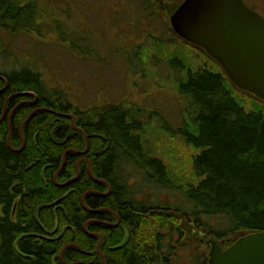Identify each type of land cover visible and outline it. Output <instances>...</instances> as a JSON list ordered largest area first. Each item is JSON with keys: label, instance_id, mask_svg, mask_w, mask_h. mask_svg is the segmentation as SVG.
Returning <instances> with one entry per match:
<instances>
[{"label": "trees", "instance_id": "16d2710c", "mask_svg": "<svg viewBox=\"0 0 264 264\" xmlns=\"http://www.w3.org/2000/svg\"><path fill=\"white\" fill-rule=\"evenodd\" d=\"M161 1L167 0H135L134 4L130 0H71V7L72 14L80 12L79 5L83 11L106 9L104 22L122 31L120 7L139 10L148 19L145 11L159 15ZM245 1L255 8L251 0ZM46 12L40 0H0V58L4 59L0 61L4 76H0V117L6 104L5 119L0 122V264H65L60 256L71 242L81 249L67 247L64 261L102 264L97 249L101 238L89 232L105 238L101 249L107 264H173L175 244L166 242L161 233L155 248L144 251L146 255L137 248L136 233L143 226V215L151 211L188 212L196 228L220 238L264 231V112L246 110L222 71L185 67L176 55L171 65L186 70L177 84L191 117L180 133L185 145L195 148L189 166L198 180L178 185L165 161L147 147L142 121L122 102L100 106L94 121L93 114L75 110L66 92L51 91L31 62L19 68L7 63L11 56L4 34L41 31ZM78 39L70 44L71 51L85 55L87 40ZM39 106L55 111L39 110L29 118ZM14 107L10 120L15 148L22 144L20 127L25 122L26 143L20 151L7 143V118ZM56 111L77 114V124L90 139L86 154L82 153L86 140L72 128V118ZM82 158L79 177L61 185L78 174ZM85 158L92 161L95 176L109 184L91 175ZM136 182L142 183L139 192L131 189ZM159 186L171 197H152L149 191ZM84 196L88 209L82 203ZM113 212L121 219L114 226ZM87 222L88 229L84 228ZM173 228L184 235L178 224ZM200 253L197 248L187 264H208L207 253Z\"/></svg>", "mask_w": 264, "mask_h": 264}, {"label": "rangeland", "instance_id": "374dc122", "mask_svg": "<svg viewBox=\"0 0 264 264\" xmlns=\"http://www.w3.org/2000/svg\"><path fill=\"white\" fill-rule=\"evenodd\" d=\"M130 2L134 4L135 0ZM251 2L255 9L264 14V0ZM40 3L47 11L40 24L41 31H22L15 36L4 34L3 42L11 56L7 63L19 68L22 63L31 62L33 69L43 75L51 91L66 92L75 110L84 115L93 114L91 117L94 121L95 112L100 106L122 102L142 121L145 126L142 137L147 147L154 157L165 161L172 180L186 186L190 182L198 183L189 166L190 155L195 148L185 145L180 133V129L185 127L184 122L191 118L185 111L186 101L178 91L177 84L185 77L186 70L173 69L171 64L177 55L184 60L185 67L194 70L209 68L224 73V69L204 49L192 45L174 30L171 15L181 0L161 1L159 15L150 9L145 11L148 19L141 17L139 10L129 9L127 5L120 7L122 31L104 22L107 17H103L102 12L106 9L102 12L95 8L83 11L84 7L79 5L80 12L72 14L71 0H40ZM66 10L70 12L67 15ZM86 30L92 35L85 36ZM79 37H82L83 43L87 40L85 55L71 51L70 44L76 40L79 42ZM0 59L2 63L3 57ZM225 77L246 110L264 112V101L237 88L231 79ZM3 118L0 122H3ZM20 135L24 142L19 148L26 143L24 132ZM90 165L89 162L88 170ZM56 181L59 182L58 177ZM133 181L131 179L129 182ZM141 186L142 183L136 182L131 189L139 192ZM149 192L154 198L162 195V200L171 197L160 186ZM143 217V226L135 236L140 255H146L144 251L148 248H155L159 242L157 235L161 233L166 242L175 244L177 253L173 264L189 263L193 254H197V248L202 255L208 253L211 246L207 245V241L211 238L215 237L226 249L240 235L247 233L240 232L223 238L211 236L196 228L192 217L184 211H169L166 214L151 211ZM174 224L183 229V236L177 230L173 231ZM126 232L129 235V231Z\"/></svg>", "mask_w": 264, "mask_h": 264}, {"label": "water", "instance_id": "95a60500", "mask_svg": "<svg viewBox=\"0 0 264 264\" xmlns=\"http://www.w3.org/2000/svg\"><path fill=\"white\" fill-rule=\"evenodd\" d=\"M171 24L179 36L194 45L203 47L219 62L235 86L264 100V16L261 13L250 8L244 0H184L181 6L172 13ZM1 77L4 78V76ZM43 109L55 111L43 107L35 109L32 114ZM59 114L68 115V113ZM72 117L74 118L73 127L83 132L87 146H89L90 141L86 131L76 127V117ZM11 133L10 130L7 143L14 148ZM14 149L20 150L19 148ZM66 154L63 160L64 165ZM89 172L95 179H98L92 172L91 165ZM98 180L109 184L105 179ZM68 182L61 183V185H66ZM82 203L86 206L84 197ZM115 215L118 216L119 222L120 216ZM86 225L87 223L84 228ZM99 236L102 239L97 249L102 255L103 264H106V257L100 249L104 238L102 235ZM71 245L81 249L76 243L68 244L64 249ZM207 245L211 246L209 264H264V231L248 232L237 238L226 249H223L215 237L209 239ZM64 252L61 259L65 264H85L84 261L65 262Z\"/></svg>", "mask_w": 264, "mask_h": 264}, {"label": "bare ground", "instance_id": "6f19581e", "mask_svg": "<svg viewBox=\"0 0 264 264\" xmlns=\"http://www.w3.org/2000/svg\"><path fill=\"white\" fill-rule=\"evenodd\" d=\"M5 88H6V87H5ZM5 88H4V89H5ZM56 112H57V111H56ZM57 113H59V112H57ZM88 148H89V146H87V148L84 150V151H85V154L88 152ZM82 152H83V151H82ZM56 177H57V176H56ZM72 179H73V178H72ZM70 180H71V179H70ZM66 185H68V184H66ZM109 190H111V187H109ZM84 200H85V196H84ZM83 206H84V204H83ZM85 207L88 209L87 206H85ZM102 209H104V208H102ZM102 209H101V210H102ZM97 211H99V210H97ZM113 213L116 214L115 212H113ZM119 223H120V222H118V223L115 222V223L113 224V226H114V225H117V224H119ZM89 234L92 235V233H90V232H89ZM93 235L99 236V235H101V234L93 232ZM104 256H105V253H104ZM105 257H106V256H105Z\"/></svg>", "mask_w": 264, "mask_h": 264}, {"label": "flooded vegetation", "instance_id": "af4514ba", "mask_svg": "<svg viewBox=\"0 0 264 264\" xmlns=\"http://www.w3.org/2000/svg\"><path fill=\"white\" fill-rule=\"evenodd\" d=\"M34 102H37V99H36ZM18 106H19V105H17V107H18ZM43 107H44V106H43ZM43 107H42V106H39V107H36L35 109H37V108H43ZM12 109H13V110L10 111L7 120L11 118L12 114H13L14 111L16 110V107H14V108H12ZM35 109H34V110H35ZM34 110H32V112H33ZM37 111H39V110H37ZM35 112H36V111H35ZM35 112H34V113H35ZM31 114H32V113H31ZM31 114H30V115H31ZM30 115H29V116H30ZM61 116H62V115H61ZM63 117H64V116H63ZM72 120H73V118H72ZM120 220H121V219H120ZM120 220H119V222H120Z\"/></svg>", "mask_w": 264, "mask_h": 264}]
</instances>
